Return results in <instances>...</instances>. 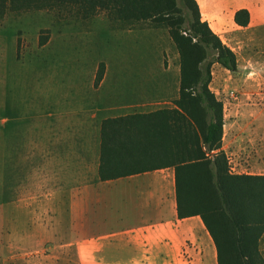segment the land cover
I'll use <instances>...</instances> for the list:
<instances>
[{
    "label": "rangeland",
    "instance_id": "obj_1",
    "mask_svg": "<svg viewBox=\"0 0 264 264\" xmlns=\"http://www.w3.org/2000/svg\"><path fill=\"white\" fill-rule=\"evenodd\" d=\"M37 5L0 7V264H74L65 245L69 152L86 155L83 136L95 143L103 119L170 109L179 96L180 56L168 28L120 20L90 0ZM211 30L238 65L214 64L210 84L223 103L229 172L264 176V21ZM160 79L167 89L153 87ZM259 250L264 264V233Z\"/></svg>",
    "mask_w": 264,
    "mask_h": 264
},
{
    "label": "trees",
    "instance_id": "obj_2",
    "mask_svg": "<svg viewBox=\"0 0 264 264\" xmlns=\"http://www.w3.org/2000/svg\"><path fill=\"white\" fill-rule=\"evenodd\" d=\"M90 1L111 9L120 20H152L168 28L180 56L174 107L102 122L100 180L174 168L178 216L202 219L217 248L218 264H261L264 176L230 174L222 150L223 103L210 90L212 66L234 72L236 55L202 21L196 0H179L180 7L178 0ZM40 2L0 0V7L4 14L7 3L21 11L40 8ZM234 21L247 27L248 10L237 11ZM102 76L103 68L97 82Z\"/></svg>",
    "mask_w": 264,
    "mask_h": 264
},
{
    "label": "crops",
    "instance_id": "obj_3",
    "mask_svg": "<svg viewBox=\"0 0 264 264\" xmlns=\"http://www.w3.org/2000/svg\"><path fill=\"white\" fill-rule=\"evenodd\" d=\"M196 2L211 28L222 30L235 23L241 9L248 10L250 24L264 21V0ZM156 82L153 87L167 89L164 79ZM87 117L95 119L96 115ZM100 131L101 125L93 144V134L83 136L86 155L79 150L68 154L74 176L65 245L73 247L74 264H218L217 248L202 219L178 216L174 168L100 180ZM87 152L92 155L90 162ZM57 156L59 165L63 164L64 153ZM39 225L50 231L49 224Z\"/></svg>",
    "mask_w": 264,
    "mask_h": 264
},
{
    "label": "built area",
    "instance_id": "obj_4",
    "mask_svg": "<svg viewBox=\"0 0 264 264\" xmlns=\"http://www.w3.org/2000/svg\"><path fill=\"white\" fill-rule=\"evenodd\" d=\"M184 35H185V36H187V33H186V32H184ZM194 41H196V40H194Z\"/></svg>",
    "mask_w": 264,
    "mask_h": 264
}]
</instances>
